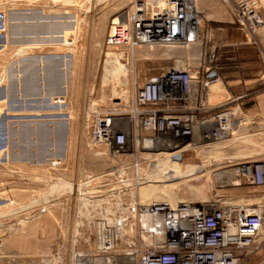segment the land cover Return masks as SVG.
I'll return each instance as SVG.
<instances>
[{
    "label": "rangeland",
    "instance_id": "rangeland-1",
    "mask_svg": "<svg viewBox=\"0 0 264 264\" xmlns=\"http://www.w3.org/2000/svg\"><path fill=\"white\" fill-rule=\"evenodd\" d=\"M133 1L0 0V144L6 137L0 147V264H79L80 255L102 264L93 256L99 219L132 217L127 207L151 203L141 200L147 183L134 188L130 181L127 189L117 183L121 159L90 136L97 113L124 115L150 76L189 54L174 45H109L112 24ZM242 1L249 10L246 27L239 21ZM196 2L220 73V90L210 96L241 97V111L227 138L173 156L160 175L176 173L175 161L182 172L194 165L202 171L167 181L178 199L264 207V187L234 182L238 166L264 161V0ZM253 14L257 19L249 18ZM110 65L127 67L128 82L121 69L110 74ZM47 67L60 79L47 78ZM142 157L140 173L128 179H146L166 159ZM261 244L243 264L264 259V229Z\"/></svg>",
    "mask_w": 264,
    "mask_h": 264
},
{
    "label": "built area",
    "instance_id": "built-area-1",
    "mask_svg": "<svg viewBox=\"0 0 264 264\" xmlns=\"http://www.w3.org/2000/svg\"><path fill=\"white\" fill-rule=\"evenodd\" d=\"M245 5H238L243 27L249 14ZM249 18L257 19L254 14ZM159 43L189 54L150 76L124 115L106 111L92 119V142L123 163L114 170L121 187L130 181L134 188L143 184L144 178L130 180L128 174L140 173L144 153L161 149L182 156L218 144L234 131L241 111V97L220 103L210 99L220 77L209 76L218 73L215 47L209 45L196 0H164L158 7L135 0L112 24L108 37L114 47ZM148 162L153 165L154 160ZM236 174V184L264 187V161L244 163ZM215 201L134 203L126 208L132 217L99 219L93 256L102 264H243L262 248L264 207Z\"/></svg>",
    "mask_w": 264,
    "mask_h": 264
},
{
    "label": "bare ground",
    "instance_id": "bare-ground-1",
    "mask_svg": "<svg viewBox=\"0 0 264 264\" xmlns=\"http://www.w3.org/2000/svg\"><path fill=\"white\" fill-rule=\"evenodd\" d=\"M163 1L164 0H153V1H149V3L153 7L154 6L158 7L161 5V3H163ZM149 47L150 48L164 47V48H167L169 50H173L172 44H168V43L152 44ZM111 57L118 61L116 56L112 55ZM118 62H120V61H118ZM107 67H108L107 71H109L110 74L114 71H120V69L123 70L121 72V75H124L127 79L126 82H128L129 69L127 67H124L123 65H118V67L115 68V70L113 69L114 67H112V65H110V68H109V66H107ZM219 87L220 86L216 84L212 88L214 89V91H219L220 90ZM58 101H60V100H58ZM236 126H237V124H235L234 128H236ZM157 154L166 156L165 162H163L164 160L162 161L163 166L160 165L159 168L157 169V172H152L150 176H148L146 179L145 178L143 179V181H142L143 184H145V183H147V184H145V185L142 184L143 186L140 188L141 189V192H140L141 200L142 201H149V202L167 201V202L172 203V204L184 202V200L178 199V196L176 197V193H175L176 187L175 186H174L175 188L170 187L171 185H174V184L168 183L167 181H173L175 179H180V178H184V177L186 178L188 176H191V175H194L198 172H201L202 169H197V167L194 165H190V166L188 165L187 170L185 172H182L178 167L179 163L175 161L172 163L174 166L172 167L171 171H174L176 173L170 174L169 176H163V175H160L161 170H164L165 167H167L166 166L167 160H170L172 158L173 154L169 153L167 151H163V150L159 151ZM161 177H163V178L165 177L166 180H162ZM218 178L222 179V178H225V176H222L221 173H218ZM81 258H82V256L80 255L79 259L82 260V264H93L91 259L86 258V257L82 258V259ZM94 260L97 263L99 262L98 259H94ZM258 264H264V259Z\"/></svg>",
    "mask_w": 264,
    "mask_h": 264
},
{
    "label": "crops",
    "instance_id": "crops-1",
    "mask_svg": "<svg viewBox=\"0 0 264 264\" xmlns=\"http://www.w3.org/2000/svg\"><path fill=\"white\" fill-rule=\"evenodd\" d=\"M241 63L243 64V62L240 61V64H241ZM48 66H49V64H48ZM46 69H47V74H48V70H49L48 67H47ZM50 74H51V75H49V74L47 75V78L57 77L58 80L60 79V78H59L60 75H59V72H58V71H57L56 73L52 72V73H50ZM55 75H56V76H55ZM218 75H219V77H220V73H219V72H218ZM259 75H260V73H258L257 76H259ZM49 76H50V77H49ZM61 78H62V77H61ZM236 81H237V80H236ZM237 82L239 83L240 80H238ZM58 83H59V81H58ZM216 84L218 85V83H216ZM216 84H215V85H216ZM215 85H214V86H215ZM219 88H220V87H219ZM42 89H43V88H42ZM42 89H41V90H42ZM56 89H57V88H56ZM212 92H213V93H214V92L216 93V92H218V91H214V89L212 88ZM212 92H211V93H212ZM229 98H231V97L228 96L227 99H223V100H222V99H221V100L219 99V100L217 101V100L212 99V97L210 96L211 101L216 102V103H220V102L227 101Z\"/></svg>",
    "mask_w": 264,
    "mask_h": 264
},
{
    "label": "water",
    "instance_id": "water-1",
    "mask_svg": "<svg viewBox=\"0 0 264 264\" xmlns=\"http://www.w3.org/2000/svg\"><path fill=\"white\" fill-rule=\"evenodd\" d=\"M1 25V24H0ZM2 26V25H1ZM4 41V40H3ZM1 43L2 42H0V46H1ZM217 72L216 71H214V72H212L209 76L210 77H214V76H217ZM5 96V93L3 92V94H2V97H4ZM5 144H6V137L3 139V141H2V143L0 144V147H4L5 146Z\"/></svg>",
    "mask_w": 264,
    "mask_h": 264
}]
</instances>
